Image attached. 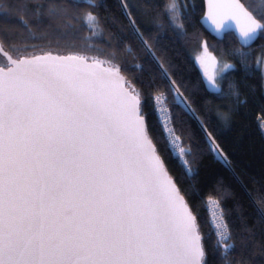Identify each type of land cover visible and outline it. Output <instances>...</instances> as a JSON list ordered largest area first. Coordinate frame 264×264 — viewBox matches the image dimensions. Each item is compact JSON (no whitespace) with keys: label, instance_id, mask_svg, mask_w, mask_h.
<instances>
[{"label":"snow or ice","instance_id":"obj_1","mask_svg":"<svg viewBox=\"0 0 264 264\" xmlns=\"http://www.w3.org/2000/svg\"><path fill=\"white\" fill-rule=\"evenodd\" d=\"M71 2L97 6L95 0ZM218 9L226 10L219 22ZM49 13L58 14L54 7ZM168 13L174 14L173 27L182 31L183 25L175 23L181 14L176 0L166 5ZM240 14L248 22L237 35L251 47L258 30H264V11L246 10L236 0H209L217 28L225 20L239 22ZM80 18L86 26L92 22L94 35L101 34L93 12ZM20 23L27 27L22 17ZM136 32L145 59L154 61L152 45ZM11 47L0 38V49ZM72 47L55 40L25 45L12 49L23 55H10V63L0 65V264H208L195 213L149 148L141 101L124 87L118 68L101 72L84 55L63 54ZM233 55L251 53L234 50ZM261 62L264 53L257 69ZM158 67L169 90L191 111L181 85L163 64ZM234 67L224 63L219 72ZM205 75L206 88L218 92L213 75ZM229 89H235L234 83ZM206 142L210 152L220 154L218 146L212 147L211 132ZM194 172L187 167L185 176L190 179ZM257 217L264 223V210L257 208ZM212 227L214 255L232 264L229 257L237 245L227 220ZM244 227L254 234L247 222ZM253 259L264 264V253Z\"/></svg>","mask_w":264,"mask_h":264},{"label":"trees","instance_id":"obj_2","mask_svg":"<svg viewBox=\"0 0 264 264\" xmlns=\"http://www.w3.org/2000/svg\"><path fill=\"white\" fill-rule=\"evenodd\" d=\"M241 1L248 10L264 11V0ZM170 2L95 0L97 6L76 7L71 0H0V38L9 41L12 47L5 50L11 55H23L12 49L47 45L55 40L61 46H75L64 48L63 54L79 53L88 60L118 68L141 101L148 138L156 154L197 217L208 264H222L214 255L216 236L206 211L209 197L220 203L224 221L234 233L237 249L229 257L232 264H255L254 254L264 253V223L257 217V208L264 210V75L256 68L257 58L264 53V30L248 48L240 46L232 33L217 40L199 23L202 0H176L181 14L175 23L183 25L181 31L170 21L174 14H165ZM33 4L47 6L35 8ZM184 5L188 6L186 11ZM53 7L57 15H50ZM87 11L98 17L100 35L93 34L91 21L87 26L82 22L80 14ZM21 17L28 22L27 27L20 23ZM136 30L152 45L154 61L151 57L145 59ZM191 47L235 65L220 76L218 92L206 88L207 77L192 57ZM234 50L251 55L236 56ZM4 63L0 56V65ZM158 64H163L171 80L181 85L191 111L169 90V80L162 78ZM229 83H234L235 89L230 90ZM161 92L184 149L182 157L172 154L157 120L153 97ZM206 132L212 133V147L218 146L220 154L208 150ZM187 167L195 170L190 179L185 176ZM245 222L254 229L253 235L245 229Z\"/></svg>","mask_w":264,"mask_h":264},{"label":"water","instance_id":"obj_3","mask_svg":"<svg viewBox=\"0 0 264 264\" xmlns=\"http://www.w3.org/2000/svg\"><path fill=\"white\" fill-rule=\"evenodd\" d=\"M202 1H203L204 9H203V14H202L199 22H200L201 27L205 30V32L217 40H222L224 38L225 34L232 33L235 36V38L237 39L240 46H242L243 48H248L249 46L243 45L241 43V41L237 35L239 33L240 26L247 24V22H248L247 17L244 16L243 14H240L239 22L237 20H230V19L225 20L223 22V25L220 28H217V23H214L212 16L209 15V0H202ZM221 2H225V0H221ZM236 2H238L240 5L245 7V5L242 3L241 0H236ZM245 9L248 10L246 7H245ZM225 11H226L225 9H218L217 10V13H216L217 22H219L221 16L224 15ZM228 25H232V27H228ZM260 31L261 30H258V36H259ZM255 41L253 43H251V46L255 43ZM53 54H55V53H53ZM10 55L11 54H9L5 49H0V56H2L4 58L5 62L10 63V61L8 60V57ZM87 63L94 64L96 70L101 71V72L116 70L115 68L109 67V66L104 65L100 62H96V61H92V60H88V59H87ZM119 75L125 81L124 87L126 89H128L132 95L136 96L134 94V92L132 91L131 87L129 86V84L127 83L126 78L124 77V75L120 71H119ZM136 98L138 100H140L137 96H136ZM138 107H140V105ZM148 144H149L150 150H152L153 153L158 157V155L155 152V147L149 138H148ZM166 174L169 178H171L167 172H166Z\"/></svg>","mask_w":264,"mask_h":264},{"label":"built area","instance_id":"obj_4","mask_svg":"<svg viewBox=\"0 0 264 264\" xmlns=\"http://www.w3.org/2000/svg\"><path fill=\"white\" fill-rule=\"evenodd\" d=\"M153 106L156 112L157 120L165 134V139L169 149L175 156L182 157L184 149L172 124L170 109L166 101V96L163 92L158 93L153 97ZM206 211L211 222V226L215 225L216 228H220L224 224V217L222 218L221 216V205L216 199L207 200Z\"/></svg>","mask_w":264,"mask_h":264},{"label":"rangeland","instance_id":"obj_5","mask_svg":"<svg viewBox=\"0 0 264 264\" xmlns=\"http://www.w3.org/2000/svg\"><path fill=\"white\" fill-rule=\"evenodd\" d=\"M191 51V55L194 58L195 62L203 67V70L205 74L213 75V79L216 81L218 85H220L219 78L220 76L226 72V71L220 73L219 70L222 67V65L226 62H221L218 60V58L213 55L212 53L206 52L204 49H197L195 47L189 48ZM213 64H215V67H213ZM260 69L262 70V73L264 75V62H261ZM216 73H219V75H215ZM207 77V76H206Z\"/></svg>","mask_w":264,"mask_h":264},{"label":"bare ground","instance_id":"obj_6","mask_svg":"<svg viewBox=\"0 0 264 264\" xmlns=\"http://www.w3.org/2000/svg\"><path fill=\"white\" fill-rule=\"evenodd\" d=\"M200 23V22H199Z\"/></svg>","mask_w":264,"mask_h":264}]
</instances>
